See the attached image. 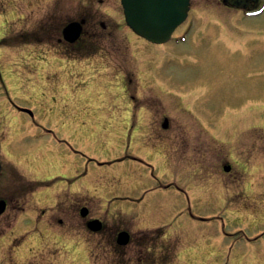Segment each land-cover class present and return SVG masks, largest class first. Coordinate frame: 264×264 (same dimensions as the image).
I'll return each mask as SVG.
<instances>
[{"label": "rangeland", "instance_id": "374dc122", "mask_svg": "<svg viewBox=\"0 0 264 264\" xmlns=\"http://www.w3.org/2000/svg\"><path fill=\"white\" fill-rule=\"evenodd\" d=\"M208 2L210 5L209 0ZM46 3H48L47 0H22L21 13L28 14L31 10L45 6ZM84 5L85 8H94L102 12L104 22L108 23L110 18L117 21V25H115L117 31L111 36V39L96 42L97 49L93 54L95 55L93 60L101 61L102 64L99 68L102 70L83 74V76L89 77V85H96L95 92L102 96L101 102L88 101L86 103L80 101L79 98L75 102H71L59 93L62 77L53 74L48 76L46 71L44 76L41 75L38 64L41 59L56 55L51 47L57 42H50L49 45L42 44L39 47L30 44L23 46L22 44V47L15 51L9 47L10 45H0V133L3 137L6 133L8 136L6 158L16 166L25 169L28 174H32L34 180H53L51 184L55 183L57 186L65 188L77 186L88 188L102 185L99 186L100 193H107L105 190L111 187L114 175V180L117 181L114 189L117 194H130L139 197L144 191H149L144 200L135 207L129 203L126 206L125 204H112L111 212L115 209L119 212L116 216L115 212L108 213L106 210L107 213H105V209L99 203L100 198L92 197L98 194L97 190H86L88 204L92 206L95 215L102 217L107 224L106 232L99 235L82 230L76 235L80 237L79 239L64 235L62 240L57 242L56 239L59 237L49 229L45 230L44 236L38 234L31 237L33 233H29L26 238L19 237L21 232L18 230L15 234H7V238L0 240V253L3 262L8 264L9 260L6 254L12 252L13 260L9 262L14 264L23 262H25L24 264H92L88 254L94 264H141L142 262L153 264L149 261L152 257L151 253L147 251V246H151V244L145 239V235L151 230L145 229V225L169 224V234L179 233L180 237L175 236V241L182 242L180 243V255L177 260L172 256L169 264H177V261L179 264H264V240L247 241L239 234L227 236L223 240L220 234L221 220L218 223H206L202 219L222 210V206L217 202L226 199L228 203H231L230 206L234 211L231 210L228 217L225 218L227 230L234 232L244 229L251 233L261 224L254 220L256 216L253 212L250 214L245 212L249 209H241L236 200L246 194L253 199L256 192H259L256 189L258 185L254 177L249 178V183L246 182L248 174L238 169L241 168V164L247 163L251 167H264L263 159H254L261 158L263 153L261 156L248 154L250 149V152L253 151L254 144H262L264 152V104L259 105L264 103V14L242 18L238 14L237 20H233V14H229L227 19L232 18V21L228 24L223 12L220 13L221 10L215 6V10L219 12L214 13L216 14L214 15L215 20H222L229 25L227 26L229 33L215 37L217 29L215 27L208 28L209 22L203 18L198 19L201 24L195 23L192 35L186 42L179 43V45L169 43L163 46L168 48L165 53L169 56L164 63L163 74L172 84L180 87L181 93L178 95L179 103L177 100L175 101V98L170 97L174 101V104L171 103L172 100L164 96L165 94H159L164 96L163 100H161L163 96L159 98V101L158 99L153 100L157 105L163 104L166 114L172 120L167 130H163L162 126L146 129L147 126L144 123L141 125L139 123L140 128L137 127L139 135L148 131V135L144 137L146 140L151 136H162L161 140L165 142V152L156 158V155L150 150L134 145L133 139L131 142L129 141L131 121L126 124L121 122L119 127L113 126L115 124L113 122L116 117L121 119L129 117L130 111L127 113L122 109L126 103L131 102V95L141 97L153 89H155V93L157 92L156 85L152 82L155 75H158L157 70L153 69L154 74L149 76L142 68L144 60L143 57H140L138 49H145V45L136 43L138 41L131 37V32L124 21L120 0H103V2L86 0ZM200 7L206 9L205 5ZM21 23L23 22L21 21ZM217 25L216 23L215 26ZM119 26L121 27L119 28ZM24 29L27 28L23 27L17 31V34L23 33ZM1 33L0 31V35ZM208 34L209 36H204ZM13 37L14 35L9 39L11 40ZM25 39L29 38L21 34L15 38V41L22 42ZM235 42H251L250 50L246 51L244 46L239 50L233 49L237 46L234 45ZM147 45L151 46L152 44ZM124 48L126 51L121 53ZM158 48L160 51L164 49ZM90 53L92 54L91 51ZM151 55L154 54L151 53ZM126 56L129 61L125 59ZM155 60L154 57L151 59L153 64ZM43 62L45 65L48 64V61ZM120 63L122 64L119 65ZM155 67L158 69L156 64ZM127 68L132 69L134 74L129 72L126 87L132 88L128 83L132 77L137 81L136 93L134 89L126 93L124 87L117 89L115 84L117 83L118 87L120 84L121 87L122 72ZM145 77L147 78L146 84ZM201 78L213 80L211 85H217V83L227 80L223 86L227 87V83H229L230 88H226L229 92L223 94L221 93L222 89H218V94H216L213 89L208 95L204 88L201 97L195 91L191 93L189 90L195 87ZM237 78H240L241 82L229 81ZM101 81L105 84L100 85ZM139 81H141V86ZM66 86L61 92L62 94L66 93V96L69 94L73 96V93L78 94L84 89L83 82L78 89L72 90V86L70 87L68 84ZM254 86L260 89L248 91V87ZM236 89L243 94H236ZM245 92H257L259 97L256 99L260 103L255 104L254 98L246 97V95H254L253 93ZM178 104L181 106H177ZM13 105L32 109L35 120L29 114L16 110ZM184 105L186 109H188L187 105L192 109L194 115L186 109L185 112L191 114L193 119L190 116L185 119ZM253 112L258 113L254 121L249 123L247 115ZM260 112L263 115L259 119ZM102 115H105L106 119L110 118V122L113 123L112 126L110 125L111 127H107V129L109 128L107 133L110 134L108 141H100L86 128L89 126L93 130L101 132L102 127L99 125ZM225 119L229 120L224 128L216 123L223 122L221 120ZM190 120L195 123L196 129L190 127ZM205 124L211 130L212 137H207L211 139H206L202 132L205 130ZM106 125L108 124L104 123V126ZM47 129L53 130L57 137L47 132ZM118 134L125 135L120 138ZM106 135L101 134L100 136ZM58 138H64L71 142L75 148L81 151V154L74 153L67 145L60 143ZM240 141L246 143L243 144ZM254 141L256 143H253ZM25 150L35 152L23 157L29 163L42 161L43 154L48 158H57L60 164H51L46 161V166L39 171L29 169L21 160L22 152ZM229 150L235 152L230 159L235 168L233 174L224 173L221 166V162L228 157ZM126 151L145 159H151L155 165L153 173L155 176L147 170H142L143 172L140 173L139 165L134 161H124L103 167L87 159L88 157L115 159L125 155ZM36 152L42 154H36ZM1 158L2 162H5L4 154ZM256 163L258 164L254 165ZM26 172L21 171L23 176L28 179L29 175ZM84 172H86L84 178L76 182L74 178ZM228 175L231 177L226 179ZM6 176L7 174L4 173L0 187L5 179L7 180ZM159 180L161 182H176L184 186L186 194L176 187L152 189L159 185ZM212 184H217L214 187L217 193H213L216 200L211 195L212 192L208 190ZM6 188L9 187L6 186ZM261 188L264 190V186L261 185ZM251 189L257 191L252 190L251 194ZM44 193V190H39L36 194L30 193L32 206H28V208L33 210L41 206L34 205L36 204L35 199ZM56 193H52L50 188L47 189V194L43 195L41 200L36 201L37 204H51ZM253 200L255 202L256 197ZM240 203L245 207L253 204L250 199L242 202V198ZM128 206L129 213L137 216L130 217L127 213ZM22 216L24 215L21 214L20 217L22 218ZM71 217L69 232H76L78 230V227H75L77 226L76 218ZM256 218L258 219V217ZM12 220L15 221V217ZM259 220H264V213L259 216ZM31 225L29 229H31ZM114 226L126 227L130 230L134 236V243L116 250L115 241L110 236ZM61 241L65 248L62 245L63 248H61ZM85 248L89 253L85 251ZM154 248L155 252H159V249ZM26 256L29 257L25 258Z\"/></svg>", "mask_w": 264, "mask_h": 264}, {"label": "flooded vegetation", "instance_id": "af4514ba", "mask_svg": "<svg viewBox=\"0 0 264 264\" xmlns=\"http://www.w3.org/2000/svg\"><path fill=\"white\" fill-rule=\"evenodd\" d=\"M21 2L22 0H0V19L2 20L0 22V25H7L12 30L17 29L16 17L21 8ZM47 2L48 3L44 4L45 6H40L30 12L28 18L29 29L33 34L36 35L37 42H58L60 45V50H62L64 52V56H66L65 58H68V54L70 52V54L74 58L71 59L78 60L79 54H82V52L84 51L83 42H102L103 38L111 37V35L116 31V28L113 24L109 23L107 26V24L102 21V13L97 9L85 8V0H47ZM191 2H193V0H191ZM247 2L249 3V7H254L257 4V0H247ZM212 3L217 4V7L225 12L235 10L238 13H243L245 10L244 8H237L235 6H232L225 0H212ZM71 22H80L83 24L81 35L73 41L65 39L62 33L63 28ZM54 32L56 33L54 34ZM38 36L41 39H39ZM257 89L259 88H256L254 86L253 88H249L248 90L256 91ZM126 90L127 93L130 91L129 88H126ZM132 97L134 98V95H132ZM134 106L136 109L143 111V114L145 115V123L147 124V126L157 125L160 123L161 119L165 117V114L161 112L159 105L156 106L154 104H144L143 102H139L134 103L133 107ZM144 137V135L140 136V138ZM240 142H243V144L246 143L245 141ZM253 143H255V141ZM254 145L255 146H252V149L258 148L256 144ZM231 171L228 173L230 174ZM262 171L263 170L260 167L251 168L252 177L255 178L256 184L258 185L256 189L259 191L257 195L260 196V200L264 199V190H262L261 188V185L264 186V172ZM84 176L85 173H80L74 178V180L78 182L82 180ZM10 180L13 181L16 187L11 196L6 199L8 209L7 212H9L10 214H7L0 221V237H2L6 232V229L2 228H4V226L8 223L9 226L7 228L10 227L12 223L11 215L18 216L19 214L30 213L23 218L20 217L17 225L21 226L22 223H20V220H23V222L30 221V219L33 217L32 212L38 213L37 216L39 220H41L43 216L47 215V221H41H44L45 224H51V227L49 228L55 229V232L58 234L68 232L71 211L75 214L73 218L77 217L75 220L77 223V226L75 227H78L76 233H80L82 230L86 229H88L89 232H93L91 225L94 221L93 219L101 220L102 223L100 224V231L104 229L105 224L102 218L95 215L92 206L88 204L84 186L64 188L62 190L58 188L57 193L53 196L50 205H48L46 208H34L31 211V208H28V206H32L29 195L33 192L32 189L34 182L32 180L26 179L25 177H23V174H20L17 171H13L12 179L10 178ZM71 188L73 189L71 190ZM34 205L36 207L38 206L37 204ZM83 206L88 207V212L86 215L81 214V208ZM228 206L229 203L227 202L223 205V212L228 211ZM219 217H222V215H217L216 218ZM117 232L118 230L116 231V233ZM223 232L224 234L230 233L226 230H223ZM257 235L258 236L255 238V240L264 239V231L259 232ZM151 241L152 243L159 245V249L163 253H165V251L168 249H173V246H171L172 241H170L169 238L163 239V237L161 238L160 236H154ZM155 260L157 261V259Z\"/></svg>", "mask_w": 264, "mask_h": 264}, {"label": "water", "instance_id": "95a60500", "mask_svg": "<svg viewBox=\"0 0 264 264\" xmlns=\"http://www.w3.org/2000/svg\"><path fill=\"white\" fill-rule=\"evenodd\" d=\"M123 3L128 23L141 35L157 42L169 37L188 9V0H123ZM120 236L121 242L127 240V233Z\"/></svg>", "mask_w": 264, "mask_h": 264}, {"label": "bare ground", "instance_id": "6f19581e", "mask_svg": "<svg viewBox=\"0 0 264 264\" xmlns=\"http://www.w3.org/2000/svg\"><path fill=\"white\" fill-rule=\"evenodd\" d=\"M64 88H65L64 82H61V84H60V92L62 90H64ZM95 90H96V86L95 85L85 86L82 92H78L77 97L74 98V100H76L77 98H79L80 101H92V102H96V99L94 98V97H96ZM62 96H63V94H62Z\"/></svg>", "mask_w": 264, "mask_h": 264}]
</instances>
